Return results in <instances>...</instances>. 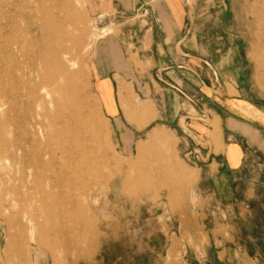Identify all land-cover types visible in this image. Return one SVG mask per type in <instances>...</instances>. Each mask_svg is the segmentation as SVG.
I'll return each mask as SVG.
<instances>
[{
	"label": "rangeland",
	"instance_id": "obj_1",
	"mask_svg": "<svg viewBox=\"0 0 264 264\" xmlns=\"http://www.w3.org/2000/svg\"><path fill=\"white\" fill-rule=\"evenodd\" d=\"M186 2L192 28L216 23L242 39L249 89L264 103V0ZM140 16L94 15L85 0H0V264H230L215 252L223 241L213 235L230 231L214 228L200 169L173 131L148 134L157 120L147 84L123 87L128 103L149 108L142 126L146 110L121 104L108 117L93 88L102 39L134 38ZM255 212V229L233 233L264 264V188Z\"/></svg>",
	"mask_w": 264,
	"mask_h": 264
},
{
	"label": "crops",
	"instance_id": "obj_2",
	"mask_svg": "<svg viewBox=\"0 0 264 264\" xmlns=\"http://www.w3.org/2000/svg\"><path fill=\"white\" fill-rule=\"evenodd\" d=\"M85 4L94 15L126 19L142 15L130 28L134 38L108 35L92 60L93 88L102 110L115 117L122 106L142 108L148 117L138 126L146 124L151 118L148 106L128 103L123 87L135 77L140 79L137 87L147 84L157 120L148 134L163 127L175 133L184 155L200 169L203 190L213 196L219 214L214 228L230 231L213 235L223 241L215 250L218 259L225 254L231 255L230 264L239 258L243 264H258V257L238 244L233 233L241 226L255 229L251 224L260 221L255 203L264 188V103L249 89L250 62L242 39L223 38L216 23L204 24L209 27L203 32L192 28L186 0H85ZM136 55L147 62L143 69L133 64ZM146 75L148 82L142 80Z\"/></svg>",
	"mask_w": 264,
	"mask_h": 264
},
{
	"label": "bare ground",
	"instance_id": "obj_3",
	"mask_svg": "<svg viewBox=\"0 0 264 264\" xmlns=\"http://www.w3.org/2000/svg\"><path fill=\"white\" fill-rule=\"evenodd\" d=\"M8 58V57H7ZM73 64L75 65L76 63H75V61L73 62ZM43 91H45L46 92V90H45V88H44V90ZM42 129V128H41ZM4 164H8V161L6 160H4ZM0 165H1V163H0ZM0 182L1 183H5V184H7V181L6 180H4L3 178H0ZM44 193H46V192H44Z\"/></svg>",
	"mask_w": 264,
	"mask_h": 264
}]
</instances>
